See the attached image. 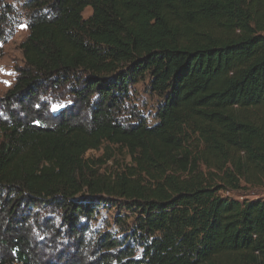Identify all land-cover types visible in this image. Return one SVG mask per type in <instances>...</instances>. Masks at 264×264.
Here are the masks:
<instances>
[{"label": "trees", "instance_id": "1", "mask_svg": "<svg viewBox=\"0 0 264 264\" xmlns=\"http://www.w3.org/2000/svg\"><path fill=\"white\" fill-rule=\"evenodd\" d=\"M22 17L0 264H264V198L221 194L264 183V0H0V44Z\"/></svg>", "mask_w": 264, "mask_h": 264}, {"label": "rangeland", "instance_id": "2", "mask_svg": "<svg viewBox=\"0 0 264 264\" xmlns=\"http://www.w3.org/2000/svg\"><path fill=\"white\" fill-rule=\"evenodd\" d=\"M14 3V1H12ZM19 4V1L16 2ZM92 12L91 8H87L84 11V16L88 17ZM29 34V29L27 25V19L22 17L15 30L10 36V38L5 42L0 44V97L4 96L5 93L13 86L17 77V68L23 65V53L20 47L21 43ZM134 98L135 104L143 112L150 124L155 122V112L158 105L161 103V98L156 94L150 93L147 85L143 82L138 83L134 87ZM101 152L95 150L89 151L87 157L99 156ZM121 161V159H119ZM128 160V159H127ZM119 161V162H120ZM242 188L236 191L223 190L221 194L223 196H231L235 199L243 201L244 199H256L264 198V183L260 185H252L245 181L241 182ZM100 212L98 213V219L94 221V224H101L103 227H107L118 231V227L111 225L114 217L119 214L125 216L127 212L121 210L119 213L117 207H110L109 205L102 204L100 206ZM106 220H109L107 222Z\"/></svg>", "mask_w": 264, "mask_h": 264}]
</instances>
